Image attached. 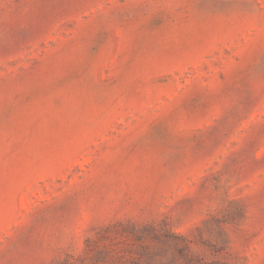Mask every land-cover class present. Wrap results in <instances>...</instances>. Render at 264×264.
<instances>
[{
  "label": "rangeland",
  "instance_id": "374dc122",
  "mask_svg": "<svg viewBox=\"0 0 264 264\" xmlns=\"http://www.w3.org/2000/svg\"><path fill=\"white\" fill-rule=\"evenodd\" d=\"M0 264H264V0H0Z\"/></svg>",
  "mask_w": 264,
  "mask_h": 264
}]
</instances>
